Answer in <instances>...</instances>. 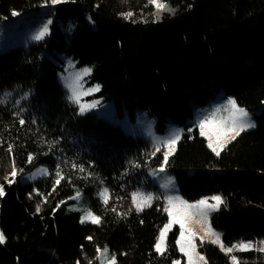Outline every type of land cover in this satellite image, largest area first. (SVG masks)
Wrapping results in <instances>:
<instances>
[{
  "label": "trees",
  "instance_id": "obj_1",
  "mask_svg": "<svg viewBox=\"0 0 264 264\" xmlns=\"http://www.w3.org/2000/svg\"><path fill=\"white\" fill-rule=\"evenodd\" d=\"M163 1L174 12L158 13L149 0L55 6L0 0V24L24 30L15 34L16 50L0 49V231L7 238L0 264H99L97 249L105 246L116 264H184L177 229L168 233L163 255L154 248L167 223L164 196L152 178L164 150L153 155L152 143L132 129L150 124L158 134L168 126L183 130L164 172L190 203L223 198L208 222L224 246L264 241V0ZM129 11L131 19L121 15ZM39 17L52 20L50 34L21 45ZM69 61L92 69L87 84L99 85L93 99L110 106L109 118L81 114L69 100L60 81ZM215 97L234 98L256 112L257 122L219 156L194 119V108ZM13 160L18 175L9 185ZM38 168L48 174L22 180ZM104 188L107 205L99 195ZM78 192L99 224L81 223V214L68 209ZM133 192L152 194L151 207L137 212ZM197 251L207 264H231L230 255L240 264H264V253L254 250L225 254L202 243Z\"/></svg>",
  "mask_w": 264,
  "mask_h": 264
},
{
  "label": "snow or ice",
  "instance_id": "obj_2",
  "mask_svg": "<svg viewBox=\"0 0 264 264\" xmlns=\"http://www.w3.org/2000/svg\"><path fill=\"white\" fill-rule=\"evenodd\" d=\"M67 0H45V5L50 3L51 5L55 6L61 3H65ZM150 4H153L155 8L159 11H169L174 12L173 9L168 7L166 3H161L160 0H149ZM12 15H18L17 12L13 11ZM122 16L126 19H131L133 17V12L129 11L127 13H122ZM91 19V18H90ZM157 19H159V15L157 14ZM52 24V20L49 19L47 22L43 24V26L35 33L32 37L35 41L43 40L47 35L50 34V25ZM72 25H69V30H71ZM71 65V62H70ZM91 68H84L76 73L75 76V85L79 87V91L76 86L73 84L67 85L70 90L69 100L80 104V98L82 95L90 94L93 91L99 90V85L95 86L93 89H88L86 91L83 90V85L80 83L83 80V77L86 75L91 74ZM5 95H11L10 93H6ZM27 94H25L26 98ZM3 102V101H0ZM96 103H92L89 105V108H95ZM224 110L229 111L230 115L226 120L216 121L214 119L215 113L220 112L221 108H216L215 111L208 116L199 120L198 127L200 130V135L204 136L208 140V147L212 149V151L219 156L220 151L225 146V144L229 141L235 140L242 132L254 128L255 122L250 119L249 113L243 107H240L237 104V101L234 98H229L227 100V105L223 106ZM86 111V108L83 104H80V113L83 114ZM21 124H24V120H20ZM191 131V129H189ZM183 130H175L172 132L171 136L166 139L162 140L159 144L156 145L155 151L160 152L162 147H166L167 151L163 152V163L161 168L159 169L160 172L165 171L164 165H167L169 156L173 154L175 150V145L181 139ZM9 153L12 152V146L9 145L8 147ZM34 157L32 154L28 156V163L33 161ZM135 167H139L138 164L134 165ZM73 167L75 168L76 165L74 164ZM20 172L23 169L19 170ZM43 174H48V169L44 168L38 170ZM80 171H84L83 166H80ZM18 175L17 168L15 166V161H12V171L10 172L11 179L7 176L5 180L9 185L15 182V178ZM56 176L62 177V173L59 171V165H57ZM35 179V174L31 177ZM60 184V179L55 181V185ZM55 186L53 187V191H55ZM37 191L38 190H34ZM5 195L4 186L0 185V197ZM80 193L78 192L75 197L72 199H78L80 197ZM99 195L103 197V203L107 205L108 203V195L109 189L104 188ZM31 196V194H30ZM46 199V198H45ZM168 206L164 208V211L168 215V222L160 229L159 236L157 237V241L154 245L156 253L163 255L167 250V240L166 236L168 231L172 230L173 225H179V238L176 240V244L179 246V251L187 257V264H207L206 258L201 255L197 251V245L195 243L197 233L193 231L192 222L193 217L199 216L200 219L196 220L197 224L201 225V231L204 233L203 236H200L201 243L204 242L205 238H208V242L212 244H216L219 246L220 250L225 254H231L234 251L239 252H246V251H259L264 253V241H259V247H257V243L253 241H240L239 243L233 244L229 247H225L224 243L221 238V234L217 233L212 227L211 224L208 222L209 214L213 211H218L220 206L224 204V200L220 195H214L211 197L201 198L195 202H188L178 196H168L167 198ZM154 197L152 194H142L139 192L132 193V202L135 205V209L137 212L143 211L144 207H151L152 201ZM211 201V202H210ZM63 203V202H62ZM59 207V205H58ZM37 213L40 211V205L38 204L36 207ZM115 211V209H113ZM90 220L93 224H99L101 221V217L95 215L90 210L86 212L84 216L81 217L80 222L85 223L86 221ZM143 223V221H141ZM6 236L5 234L0 231V244L6 243ZM87 239L91 240L92 237H87ZM100 252V249H97ZM103 252L105 254L108 253L107 246H105ZM100 257H97L99 259ZM231 264H240V261L236 255H230ZM79 264V261L77 262ZM91 264V262H89ZM101 264H104L102 261ZM107 264H116V255L112 254L111 259L107 261ZM173 264H180V261H174Z\"/></svg>",
  "mask_w": 264,
  "mask_h": 264
},
{
  "label": "rangeland",
  "instance_id": "obj_3",
  "mask_svg": "<svg viewBox=\"0 0 264 264\" xmlns=\"http://www.w3.org/2000/svg\"><path fill=\"white\" fill-rule=\"evenodd\" d=\"M160 2L161 3H165L163 0H160ZM47 21L48 20L46 18H43V17L36 18L34 24L30 28V33L23 38L24 40H21V42H20L21 45H26L28 43L39 42V41H35L34 39H32V37L43 26V24L45 22H47ZM40 25H42V26H40ZM39 26H40V28H38ZM13 28L14 27H10L9 25L0 24V49H2V51H5V50L10 51V50H13V49L16 50L17 47H18L16 45L19 42L16 41V42L13 43V40H15L14 37H16L17 34L20 35V33H24V30H21L20 29L21 27H17L15 29H13ZM23 28L25 29V25H23ZM64 69H65L64 73H62V75L60 76V81H61L64 89L68 93V95H70L71 93H70V90L67 87V85L73 84L74 86H76L75 85L76 73L79 72L82 69L75 67V65L72 64V63L70 65V61L65 63V68ZM87 76L88 75L84 76L83 80L80 82L83 85V90L84 91L94 88V87H90L87 84V81H86V77ZM76 87H77V89L79 91L80 90L79 87L78 86H76ZM94 92L95 91L91 92L90 94H85V95L81 96L80 104H83L85 106V108H86V111L83 114H86V113H94V114H97V115L102 114V115H104V116L109 118V115L111 113L110 106L102 105V104H100V102H98L95 99H93ZM73 103L78 107L79 112H80V104H77L75 102H73ZM92 103H96V107L95 108H89V105L92 104ZM226 105H227V99H224V98H221V97H215V98L211 99L209 102H207L206 104L194 108L195 109L194 110L195 111L194 119L197 122V127H198L199 120L204 118L205 116L211 115L215 111L216 108H221V111L215 113L214 119L216 121L226 120L229 117V115H230L229 111L224 110L223 106H226ZM248 113H249L250 119L252 121H254L255 125L257 126L256 112L255 113L254 112H248ZM144 121L145 122H149L148 119H145ZM256 126L254 128L248 129L246 131H252V130H254L256 128ZM132 129L134 131L142 132L145 135V137L152 143L154 149H155L156 145L159 144L162 140L168 139L171 136L173 131L179 130V129H177L174 126H168L167 128L163 129L161 134H158L156 132V129H155V124H150V125L145 126V127H142V126L141 127H134ZM198 130H199V127H198ZM199 133H200V130H199ZM204 138L206 139L207 145H208L207 138L206 137H204ZM233 141L234 140L227 142L225 144V146L222 148V150H224L227 147V145L229 143L233 142ZM209 149L212 151L211 148H209ZM161 150L167 151V148L166 147H162ZM41 169H44V168H38V169H35V170L31 171V172H28V173L24 174L22 176V180L23 181L25 180L27 182H32V181H35V180L43 177V175H45V174H43L42 172L38 171V170H41ZM33 174H35V179L31 178L33 176ZM152 178L155 180L156 185L161 190V193L164 196V205H163L164 208L168 206L167 199H166L168 196H174V197L178 196V197H180L179 194L177 193L176 185L174 183L175 179L173 177H171L170 175L166 174L165 172H160L159 169H158L152 174ZM68 209L69 210L78 211L81 214V217L84 216L86 214V212H87V211H84L87 208L84 206V204H82V201L80 199H77L74 203H72L68 207ZM166 215H167V213H166ZM199 219H200L199 216L193 217V222H192V225H191L192 228H193V231L197 233V237H196V240H195V243H196L197 246L199 244H202L201 240H200V236L204 235V233L201 231V225L197 224L195 222L196 220H199ZM86 222L91 223L90 220H88ZM167 222H168V215H167ZM173 229H177L178 232H179V225H173L172 230ZM172 230H170V231H172ZM170 231H168V233ZM168 233H167V235H168ZM178 238H179V235H178ZM203 243H208V244H211V245L219 247L216 244L209 243L208 242V238H205ZM237 243H239V242H237ZM255 243H257V242H255ZM257 247H259V243H257ZM178 249H179V246H178ZM103 250H104V248L101 249L100 252L98 253V257H100L98 259L99 264H101L102 261L104 262V264H107V261L109 260L108 253L105 254L103 252ZM257 252H259V251H257ZM183 257H184V264H187V257L184 256V255H183ZM201 264H203V262H201Z\"/></svg>",
  "mask_w": 264,
  "mask_h": 264
}]
</instances>
